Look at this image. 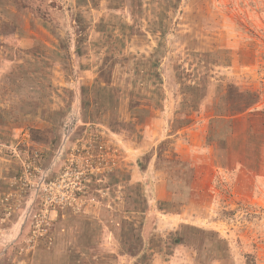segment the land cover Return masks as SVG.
<instances>
[{
    "label": "rangeland",
    "instance_id": "1",
    "mask_svg": "<svg viewBox=\"0 0 264 264\" xmlns=\"http://www.w3.org/2000/svg\"><path fill=\"white\" fill-rule=\"evenodd\" d=\"M98 137L91 200L41 217L26 170ZM0 264H264V0H0Z\"/></svg>",
    "mask_w": 264,
    "mask_h": 264
},
{
    "label": "built area",
    "instance_id": "2",
    "mask_svg": "<svg viewBox=\"0 0 264 264\" xmlns=\"http://www.w3.org/2000/svg\"><path fill=\"white\" fill-rule=\"evenodd\" d=\"M94 143L95 145L91 144L90 147H87L86 142L75 145L70 149L64 166L48 179L42 170L38 175L26 170L30 177L26 179V186L35 189L40 209L44 213L40 214L41 217L46 216L49 211H58V207L77 208L82 211L84 205L91 200V185L104 181V170L112 168L116 162L114 141L101 137ZM37 157V154L30 156L29 163L33 164ZM33 170L39 171L32 166ZM35 177L39 180H34Z\"/></svg>",
    "mask_w": 264,
    "mask_h": 264
},
{
    "label": "crops",
    "instance_id": "3",
    "mask_svg": "<svg viewBox=\"0 0 264 264\" xmlns=\"http://www.w3.org/2000/svg\"><path fill=\"white\" fill-rule=\"evenodd\" d=\"M182 141L180 140V141H178L177 143H176V145L180 148V147H184L185 146V144H187L188 145V147H192V144L190 145L188 142H187V140H185V144L184 143H181ZM203 142H205V141H203ZM135 150V149H134ZM136 151V150H135ZM128 155L126 156V157H124L123 158V161H124V163H123V169L125 170L128 166H129V164H132V159L130 160V161H128ZM152 160H154V164H156L155 166L156 167H158V169L160 168V167H165L166 166V164L167 163H172L173 162V160H168V159H165V158H163V156H158V155H155V154H152L151 156H150V158L147 160V162H146V164H148V163H150V162H153ZM143 162V161H142ZM153 164V165H154ZM187 164V167H186V169L185 170H187V174H185V170H183L182 171V175H178V176H175V177H173L172 175H169L170 177H172L174 180L175 179H178L179 181H178V183H177V181H174V180H169L168 179V185H170V186H168V188L170 189H190V184L188 183V181L187 182H185V178H187L188 180H189V178H190V176H189V170H192V169H190V166H188V163H186ZM152 165V164H151ZM150 166V165H149ZM148 166V167H149ZM154 166V167H155ZM148 167H146V165L144 166V168L145 169H148ZM165 168H167V167H165ZM126 171V170H125ZM145 171V170H144ZM141 172H143V169L141 170ZM141 172H140V174H141ZM168 176V174H167V177H169Z\"/></svg>",
    "mask_w": 264,
    "mask_h": 264
}]
</instances>
